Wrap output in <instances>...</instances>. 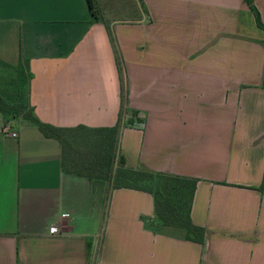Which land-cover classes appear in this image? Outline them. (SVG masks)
Segmentation results:
<instances>
[{
	"label": "crops",
	"instance_id": "obj_1",
	"mask_svg": "<svg viewBox=\"0 0 264 264\" xmlns=\"http://www.w3.org/2000/svg\"><path fill=\"white\" fill-rule=\"evenodd\" d=\"M94 1L97 18L87 0H0V68L27 67L41 123L119 124L116 165L196 180L190 219L204 244L157 227L149 194L63 173L57 140L0 114V264H264L253 12L245 0ZM252 4L264 26V0Z\"/></svg>",
	"mask_w": 264,
	"mask_h": 264
},
{
	"label": "trees",
	"instance_id": "obj_2",
	"mask_svg": "<svg viewBox=\"0 0 264 264\" xmlns=\"http://www.w3.org/2000/svg\"><path fill=\"white\" fill-rule=\"evenodd\" d=\"M245 2L253 12L258 27L264 30L258 12L252 4L253 0H245ZM87 4L91 14L97 18L95 1L87 0ZM4 68L18 72L23 70L27 78L29 77L27 67L15 69L4 66ZM118 74L121 79L119 67ZM6 75L9 76V74ZM26 84L27 82L22 83V91L23 87L26 88ZM0 114L7 120H13L17 119L20 109L9 98L0 95ZM24 119L30 120L45 138H52L59 142L63 173L83 177L93 183L105 182L109 184L111 190L128 189L149 194L153 199L157 227L181 230L185 240L204 244V230L195 226L190 219L196 180L153 173L144 169H133L122 164L116 165L121 130L119 124L107 129L83 126L55 128L41 123L28 108ZM257 190L264 192V173Z\"/></svg>",
	"mask_w": 264,
	"mask_h": 264
},
{
	"label": "rangeland",
	"instance_id": "obj_3",
	"mask_svg": "<svg viewBox=\"0 0 264 264\" xmlns=\"http://www.w3.org/2000/svg\"><path fill=\"white\" fill-rule=\"evenodd\" d=\"M95 1V9L99 16L102 15L101 8ZM125 5L123 7L133 8L132 2L130 0H125ZM9 74L7 76L6 74ZM11 75V77H10ZM27 76L25 71H15V70H7L0 68V95L4 98H9L11 102L20 109V114L17 119H23L24 115L27 112L28 104L26 102V94L24 92V87L22 91V83L27 82ZM23 81V82H21ZM21 88V90H18ZM109 186V184H108ZM110 188V187H109Z\"/></svg>",
	"mask_w": 264,
	"mask_h": 264
},
{
	"label": "built area",
	"instance_id": "obj_4",
	"mask_svg": "<svg viewBox=\"0 0 264 264\" xmlns=\"http://www.w3.org/2000/svg\"><path fill=\"white\" fill-rule=\"evenodd\" d=\"M141 126H142V124H141ZM2 132L4 134H6V136H8V137L16 138V134L11 132V125L9 122L4 123V125L2 126ZM49 234L52 236L59 235L60 230L56 226H51L49 229Z\"/></svg>",
	"mask_w": 264,
	"mask_h": 264
}]
</instances>
